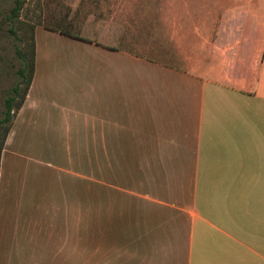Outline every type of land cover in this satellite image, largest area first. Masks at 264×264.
<instances>
[{"label": "crops", "instance_id": "obj_1", "mask_svg": "<svg viewBox=\"0 0 264 264\" xmlns=\"http://www.w3.org/2000/svg\"><path fill=\"white\" fill-rule=\"evenodd\" d=\"M191 2L145 38L57 31L106 58L96 85L34 40L0 157L5 201H25L8 264H264V0ZM25 134L49 159L33 173L5 160Z\"/></svg>", "mask_w": 264, "mask_h": 264}, {"label": "rangeland", "instance_id": "obj_2", "mask_svg": "<svg viewBox=\"0 0 264 264\" xmlns=\"http://www.w3.org/2000/svg\"><path fill=\"white\" fill-rule=\"evenodd\" d=\"M178 1L20 0V8L12 15L10 9L13 7L14 1L0 0V117L4 114V99L13 94L12 89L15 85H18V95H16L13 103L18 100L22 84L18 83L19 78L16 73L18 67L21 66L16 50H19L25 58H28L31 40L33 47L35 40V44L38 47L46 46L60 49L57 51L61 53L52 55L49 61L61 64L62 66L60 67L66 69L63 71L67 81L73 79L83 80L84 82L96 85L98 69L105 62L106 58L99 53L97 47L92 45L84 46L78 40L66 37L62 38L58 35L57 31L59 32L60 29L66 30L69 34L86 37V39L89 38L93 42H97L99 37H101L102 41L111 42L112 38L102 36V33L105 31L113 35L117 32L121 36L125 34L135 36L136 33H139V36L145 38L146 33L151 32L148 29L151 28L153 23L157 22L158 25H161L163 11L165 10L164 12L167 13L169 9H176ZM187 1H192L189 7L194 10L198 7V3H208L209 0ZM139 22L141 24L145 23L147 29L136 31L137 25L135 23ZM127 25H132V28ZM109 45L112 46L111 44ZM114 46L125 47L121 43L114 44ZM129 50L131 49L129 48ZM133 52H136V50ZM140 54L145 55L144 52ZM19 136L21 138L20 142L23 143L21 146L24 149H18V152H22L23 154L22 158H10L7 156L5 160L15 161L20 169H27L29 173H33L37 168L33 167V163L31 162L33 161V157L47 161L49 160L48 156L46 154L41 155L40 153L34 155L35 152L33 150L26 149V145H32V135L25 134L24 136ZM5 138L7 137L5 136ZM34 141L36 140L34 139ZM40 181H45V183L38 189L46 190V185L50 188L51 192H59L66 189L64 185L60 184L58 179L53 180L48 178ZM0 189H2L1 185ZM24 202L16 204L13 201H5L0 192V264H8L9 257L15 256L8 245L10 233L13 236L15 232L12 227L15 219L13 215L8 213V208L24 205ZM25 216L28 217L27 214L23 215V217Z\"/></svg>", "mask_w": 264, "mask_h": 264}, {"label": "trees", "instance_id": "obj_3", "mask_svg": "<svg viewBox=\"0 0 264 264\" xmlns=\"http://www.w3.org/2000/svg\"><path fill=\"white\" fill-rule=\"evenodd\" d=\"M13 1H14V5L10 9L12 15H14L20 8V0H13ZM59 32H62L64 34H69L66 30H62V29H60ZM33 49H34L33 42L31 40L30 53H29L28 58H25L23 53H21L19 50L18 51L16 50V54L19 57L20 62H21V66L18 67L16 73L19 78L18 83L22 84V88L20 89L18 100H16L15 103H13V101L15 100L16 95H18V87H17L18 85H15V87H13L12 89L13 94L10 97H7L6 99H4V102H3L4 114L2 117H0V150L3 144V140L9 129V125L12 121V118L23 101L24 95L26 93V90L29 86V83L32 77Z\"/></svg>", "mask_w": 264, "mask_h": 264}]
</instances>
